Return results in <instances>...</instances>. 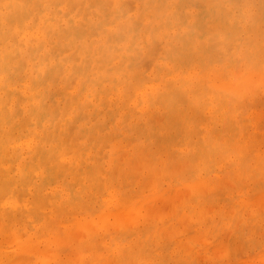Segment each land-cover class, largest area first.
Here are the masks:
<instances>
[{
  "label": "rangeland",
  "instance_id": "obj_1",
  "mask_svg": "<svg viewBox=\"0 0 264 264\" xmlns=\"http://www.w3.org/2000/svg\"><path fill=\"white\" fill-rule=\"evenodd\" d=\"M104 1L100 11L89 0H14L10 7L0 0L1 14L14 19L24 8L26 31L43 26L48 38L47 45L27 43L20 29L18 40L8 39L15 51L0 54V70L6 61L18 88L31 77L36 90L47 89L41 115L32 105L26 109L20 94L15 104L0 91L11 126L1 141L0 173L9 166L19 196L13 204L0 192V264H264V0ZM49 24L54 27L45 29ZM185 74L183 99L154 92L159 78L171 83L166 93L180 89L178 75ZM44 131L50 135L42 141ZM23 139L40 144L43 158L28 165ZM53 163L62 166L58 176L50 174Z\"/></svg>",
  "mask_w": 264,
  "mask_h": 264
},
{
  "label": "bare ground",
  "instance_id": "obj_2",
  "mask_svg": "<svg viewBox=\"0 0 264 264\" xmlns=\"http://www.w3.org/2000/svg\"><path fill=\"white\" fill-rule=\"evenodd\" d=\"M72 1V0H71ZM90 2L92 1V5H94L95 7H96V9H98V10H100V8H99V4H100V2H102V1H104V0H89ZM106 1V0H105ZM104 1V2H105ZM109 1V0H108ZM107 1V3H108V5L110 4L109 2ZM111 1V3H113V1L112 0H110ZM3 2V1H2ZM9 2V1H8ZM132 2V1H131ZM208 2H212V0H208ZM4 3V2H3ZM7 3V2H6ZM10 5H7V4H3L4 6L6 5V7H10L13 3H14V0H10ZM21 3V2H20ZM26 3V2H25ZM44 3V2H43ZM84 3V2H83ZM106 3V4H107ZM39 4V3H38ZM104 4V3H103ZM128 4H130V1H129V3ZM208 4V6H209V4H210V6H211V3H207ZM31 5V4H30ZM79 5V4H78ZM84 5V4H83ZM131 5H133V4H131ZM155 5V4H154ZM153 5V6H154ZM76 6V5H75ZM184 6V5H183ZM3 7V6H2ZM67 7V6H66ZM78 7V6H77ZM155 7V6H154ZM159 7H160V4H159ZM185 7V6H184ZM184 7H183V11H184ZM216 7V6H215ZM65 8V7H64ZM113 8V7H112ZM111 8V9H112ZM117 8V6L114 8V10ZM135 8V7H134ZM83 9V8H82ZM166 11H168L169 10V7L168 6H165V8H164ZM8 10V9H7ZM14 10L16 11V9L14 8ZM23 10H24V8H23ZM23 10H18V11H16V13H17V16L14 18V19H11L10 18V12H7V14L8 15H6V13L5 14H1V11H0V54L2 55V57H4V55H8V51H10V53H12V52H14L15 50H12V49H10V41L11 40H8L9 39V37L12 35V36H17L18 34H19V32H20V29H23V34L22 35H24L23 36V38H22V40H25L27 43L29 42V40H31V39H36L37 40V45L39 44V43H41V42H45V45H47L48 43H46L47 41H48V38L46 37V32L43 30V26H39V28H37V30L34 32V33H31V31L30 32H27L26 31V29L28 30V27H27V24L25 25L24 24V22H25V19H24V12H23V14H21V12L23 11ZM109 10H110V8H109ZM189 10H191V9H189ZM4 11V10H3ZM91 11V10H90ZM101 11V10H100ZM182 11V10H181ZM210 11V10H209ZM222 11V10H221ZM64 12V11H63ZM82 12V11H81ZM188 12V11H187ZM102 13V12H101ZM12 14V13H11ZM35 14V13H34ZM38 14V13H37ZM52 14V13H51ZM95 14V13H94ZM112 14H114V13H112ZM200 14V13H199ZM199 14L198 13H194V11H192V19H194V20H196V21H198V20H200L199 19ZM221 14V13H220ZM226 14V13H225ZM57 15V14H56ZM68 15V14H67ZM77 15V14H76ZM87 15V14H86ZM103 18H105V20H108V18H106V16H107V14L106 13H103V14H100ZM12 16V15H11ZM46 16H47V14H46ZM60 16V15H59ZM136 16H137V14H136ZM235 16V15H234ZM78 17V16H77ZM158 17V16H157ZM37 18H39V17H37ZM45 18V17H44ZM57 18V17H56ZM55 18V19H56ZM61 18V17H60ZM119 18V17H118ZM136 18V17H135ZM160 18V17H159ZM188 18H189V16H188ZM226 18V17H225ZM48 19H50L49 18V16H48ZM51 19H52V17H51ZM50 19V20H51ZM62 19V18H61ZM65 19V18H64ZM191 19V18H190ZM44 20H46V19H44ZM49 20V21H50ZM63 20V19H62ZM70 20V19H69ZM68 20V21H69ZM40 21V20H39ZM81 21V20H80ZM130 18H128V19H126V20H124V24H125V26H128L129 24H130ZM184 21V20H183ZM191 21V20H190ZM42 22H43V20H42ZM59 22V21H58ZM78 22V21H77ZM83 22V21H82ZM56 23V22H55ZM54 23V24H55ZM75 23V22H74ZM81 23V22H80ZM106 23V22H105ZM118 23V22H117ZM237 23V22H236ZM42 25H43V23H41ZM64 24V23H63ZM32 25H34V24H32ZM40 25V24H39ZM77 25V24H76ZM106 25V24H105ZM119 26V25H118ZM121 26V25H120ZM161 26V25H160ZM30 27V26H29ZM52 27H54V25L53 24H49L48 26H46L45 27V29H50V28H52ZM104 27V26H103ZM123 27V26H122ZM131 26L129 25L127 28H130ZM189 27H191L190 25H189V23H186V27L183 29V32L187 35L188 34V31H189ZM111 28V27H110ZM107 29H108V27H107ZM125 29V28H124ZM131 29V28H130ZM186 29V30H185ZM113 29H108V31L111 33V31H112ZM126 31V30H125ZM79 32V31H78ZM110 33H107L106 35H105V37H103V38H106L107 39V37H109L110 36ZM238 33V32H237ZM163 34V33H162ZM220 35V34H219ZM41 37H44V38H41ZM69 37H71V36H69ZM192 37V36H191ZM15 38H17V40H18V38L19 37H15ZM53 38V37H52ZM73 38V37H72ZM87 38V37H86ZM102 38V39H103ZM66 39H69V38H66ZM71 39V38H70ZM100 39V38H99ZM236 39V38H235ZM13 40H15V39H13ZM12 40V41H13ZM52 40V39H51ZM110 40V39H109ZM24 41V42H25ZM55 41V40H54ZM101 41V40H100ZM198 41V40H197ZM16 42V41H15ZM18 42V41H17ZM32 42V41H31ZM204 42V41H203ZM22 43H23V41H22ZM21 43V44H22ZM72 43V42H71ZM100 43V42H99ZM106 42H104V44H105ZM205 43V42H204ZM26 44V43H25ZM35 44V43H34ZM85 44V43H84ZM94 44H95V42H94ZM93 44V46H95ZM104 44H101V45H104ZM26 45H28V44H26ZM30 45V44H29ZM31 45H32V43H31ZM100 45V44H99ZM36 46V45H35ZM65 46V45H64ZM254 46V45H253ZM17 47V46H16ZM44 47V46H43ZM46 47H48V46H46ZM50 47H51V45H50ZM100 47V46H99ZM255 47V46H254ZM42 48V47H41ZM49 48V47H48ZM55 49L57 48V47H54ZM66 48V47H65ZM64 48V49H65ZM15 49V48H14ZM17 49V48H16ZM25 49V48H24ZM50 49V48H49ZM76 49V48H75ZM78 49V48H77ZM95 49V48H94ZM249 49V48H248ZM29 50V49H28ZM258 50V49H257ZM264 50V49H263ZM39 51V50H38ZM48 51V50H47ZM51 51V50H50ZM16 52H17V50H16ZM22 52V51H21ZM42 52V51H41ZM251 52H255L254 50H252ZM257 52V51H256ZM255 52V53H256ZM33 53V52H32ZM81 53V52H80ZM221 53V52H220ZM18 54V53H17ZM16 54V55H17ZM22 54V53H21ZM20 54V55H21ZM84 54V53H83ZM96 54V53H95ZM224 54H225V52H224ZM231 54H233V53H231ZM253 54V53H252ZM9 55H11V54H9ZM8 55V56H9ZM63 55V54H62ZM82 55V54H81ZM140 55V54H139ZM189 55V54H188ZM202 55H203V53H202ZM217 55V54H216ZM42 56V55H41ZM47 56V55H46ZM77 56V55H76ZM93 56V55H92ZM14 57V56H13ZM87 57V56H86ZM15 58V57H14ZM19 58H21V56H19ZM51 58V57H50ZM149 58V57H148ZM171 58V57H170ZM189 58V57H188ZM8 59V58H7ZM24 59H25V57H24ZM186 59V58H185ZM196 59V58H195ZM22 60V59H21ZM148 60V59H147ZM13 61V60H12ZM151 61H153V59H151ZM150 61V62H151ZM184 61V60H183ZM253 61H254V59H253ZM40 62V61H39ZM52 62V61H51ZM115 62V61H114ZM134 62V61H133ZM255 62V61H254ZM253 62V64H255ZM12 63V62H11ZM11 63H9V65L11 64ZM66 63V62H65ZM247 63V62H246ZM5 64H6V61H4V65H2L3 67H2V70H0V91H4L6 94H11L12 96V101H13V103H15L16 104V102H17V99H18V97H15L16 95H17V93L18 94H20V99H22L23 100V104H24V107L27 109L28 107H30V105H32L33 106V108L31 107V109H33L31 112H33L34 113V111L35 110H37V109H39V111H40V105H39V101H41L42 99H41V97H43L46 93H47V89L46 88H44V89H42V90H36L37 89V87L35 86V84H34V82H33V80L31 79V77H29V78H27V80H25V81H27L25 84H23V83H21L20 85V87L18 88L17 86H16V83H14V81L13 80H10V77L8 76V74L6 73L7 71L5 70ZM8 64V63H7ZM50 63H48V65H49ZM126 64V63H125ZM200 64V63H199ZM23 65V64H22ZM210 65V64H209ZM256 65V64H255ZM16 66V65H15ZM29 66H31V64L29 65ZM75 66V65H74ZM124 66H126V65H124ZM140 66V65H139ZM151 66V65H150ZM169 66V65H168ZM188 66V65H187ZM200 66V65H199ZM213 66V65H212ZM20 67V66H19ZM103 67V66H102ZM177 67V66H176ZM197 67V66H196ZM195 67V68H196ZM209 67V66H208ZM8 68V67H7ZM24 68V67H23ZM30 68H32V67H30ZM54 68V67H53ZM124 68V67H123ZM150 68V67H149ZM164 68V67H163ZM175 68V67H174ZM180 68V67H179ZM227 68V67H226ZM4 69V70H3ZM13 69V68H12ZM18 69V68H17ZM39 69V68H38ZM176 69V68H175ZM174 69V70H175ZM191 69V68H190ZM189 69V70H190ZM247 69V68H246ZM27 70V69H26ZM40 70V69H39ZM181 70V69H180ZM208 70L209 69H207V72H208ZM252 70V69H251ZM185 71V70H184ZM22 72V71H21ZM20 72V73H21ZM28 72V71H27ZM34 72V71H33ZM192 72H194V71H192ZM196 72H198V71H195V74H196ZM206 72V73H207ZM212 72V71H211ZM227 72V71H226ZM23 73V72H22ZM46 73V72H45ZM187 73H188V71H187ZM206 73H205V75H206ZM225 73V72H224ZM261 73V72H260ZM13 74V73H12ZM27 74V73H26ZM40 74V73H39ZM43 74V73H42ZM130 74V73H129ZM149 74V73H148ZM173 74H176V73H173ZM190 74H193L194 75V73H190ZM203 74V73H202ZM215 74V73H214ZM29 75V74H28ZM128 75V74H127ZM161 75V74H160ZM167 75V74H166ZM186 75V74H185ZM182 75V76H180L179 77V75H178V81H180L181 80V82H182V84H181V87H179L180 89L182 88V90L179 92V90L180 89H174V91L173 92H168V93H166L167 91V84H171V83H166L165 81H163L164 79H156L155 81H159V83L158 84H156V85H154L153 84V86H154V92L155 91H158L159 89H163V94L161 93L160 95H162L161 96V98H164V96H171V98L172 99H175V100H177V98L179 99H183L184 98V95H185V91L187 90V88L186 87H188L187 85H188V75ZM221 75H222V73H221ZM150 76V75H149ZM174 76V75H173ZM192 76V75H191ZM201 76V75H200ZM212 76H213V74H212ZM165 77V76H164ZM196 77H198V76H196ZM205 77V76H204ZM204 77H203V79H204ZM210 77V76H209ZM109 78V77H108ZM128 78H129V76H128ZM162 78V77H161ZM170 78V77H169ZM172 78V77H171ZM175 80H176V76H174L173 77ZM172 78V79H173ZM13 79H15V78H13ZM77 79V78H76ZM65 80V79H64ZM166 80V79H165ZM174 80V81H175ZM20 81V80H19ZM75 81V80H74ZM177 81V80H176ZM177 81V82H178ZM243 81V80H242ZM76 82V81H75ZM93 82V81H92ZM216 82V81H215ZM232 82V81H231ZM69 83V82H68ZM176 83V82H175ZM193 83V82H192ZM238 83H239V81H238ZM238 83H236V85L238 86L239 84ZM15 85L14 87L12 86V85ZM18 84V83H17ZM134 84V83H133ZM222 85H224V84H226V83H221ZM217 85L218 87L219 86H222V85ZM228 84V83H227ZM226 84V85H227ZM152 85V84H151ZM190 85V84H189ZM236 85H235V87H236ZM71 86H73V85H71ZM76 86V85H75ZM118 86V85H117ZM150 86V85H149ZM149 86H148V89H149ZM171 86V85H170ZM174 86V85H173ZM212 86H213V83H212ZM216 86V85H215ZM234 86V85H233ZM13 87V88H12ZM66 87V86H65ZM144 87V86H143ZM192 87V86H191ZM226 86H224V88H225ZM228 87H230V86H227V88ZM235 87H233L232 89H234ZM101 88V87H100ZM194 88V87H193ZM217 88V87H216ZM63 89V88H62ZM136 89V88H135ZM138 89V88H137ZM143 89H145V88H143ZM152 89V90H151ZM186 89V90H185ZM195 89H196V87H195ZM198 89V88H197ZM219 89V88H218ZM229 89V88H228ZM227 89V90H228ZM231 89V90H232ZM76 90V89H75ZM119 90V89H118ZM128 90V89H127ZM147 90V89H146ZM145 90V91H146ZM153 91V87H150V89L148 90V91ZM72 91V90H71ZM145 91H142V92H144L145 93ZM150 91V92H151ZM178 91V92H177ZM190 91V90H189ZM229 91V90H228ZM141 92V94H143ZM149 92V93H150ZM221 92H222V90H221ZM3 93V92H2ZM14 93H16V94H14ZM89 93V92H88ZM188 94H189V92H187ZM213 93V92H212ZM235 93V92H234ZM5 94V95H6ZM3 95V94H2ZM85 95V94H84ZM120 95V94H119ZM144 95V94H143ZM173 95H174V98H173ZM200 95V94H199ZM11 97H9V98H11ZM52 97V96H51ZM110 97V96H109ZM151 97L152 96H150L149 98H147V101H149V100H153V98L151 99ZM160 97V96H159ZM17 98V99H16ZM115 98V97H114ZM81 99H83V98H81ZM105 99V98H104ZM100 100V99H99ZM120 100V99H119ZM165 100V99H164ZM163 100V101H164ZM82 101V100H81ZM107 101V100H106ZM136 101H138L137 99H136ZM160 101V100H159ZM167 101V100H166ZM216 101V100H215ZM116 102V101H115ZM171 102V101H170ZM176 102V101H175ZM3 103V102H2ZM12 103V104H13ZM101 103V102H100ZM134 103H135V101H134ZM162 103V102H161ZM203 103V102H202ZM9 104V103H8ZM41 104V103H40ZM140 104V103H139ZM174 104V103H173ZM251 104V103H250ZM175 105V104H174ZM209 105V104H208ZM224 105V104H223ZM15 106V105H14ZM21 106H22V103H21ZM137 106V105H136ZM157 106V105H156ZM162 106V105H161ZM138 107V106H137ZM15 108V107H14ZM21 108V107H20ZM226 108V107H225ZM12 109V108H11ZM148 109V108H147ZM163 109V108H162ZM173 109V108H172ZM139 110V109H138ZM141 110H142V108H141ZM157 110V109H156ZM191 110V109H190ZM194 110V109H193ZM235 110V109H234ZM16 111V110H15ZM91 111V110H90ZM99 111V110H98ZM123 111V110H122ZM142 111H144V109L142 110ZM151 111V110H150ZM150 111H149V113H150ZM41 112L42 111H40V115H41ZM145 112H146V110H145ZM156 112V111H155ZM38 113V112H37ZM82 113V112H81ZM130 114H132L133 112H129ZM194 113V112H193ZM39 114V113H38ZM104 114V113H103ZM139 114H140V110H139ZM180 114H182V112L180 113ZM235 114V113H234ZM26 115V114H25ZM35 115V114H34ZM66 115V114H65ZM151 115H153V114H149V116H151ZM12 116V115H11ZM118 116V115H117ZM24 117V116H23ZM38 117H41V116H38ZM147 117V116H146ZM145 117V118H146ZM10 118V117H9ZM14 118V117H13ZM153 118H155L154 116H153ZM152 118V119H153ZM199 118H201V117H199ZM33 119V118H32ZM45 119V118H44ZM150 119V118H149ZM151 119V120H152ZM175 119V118H174ZM18 120H19V117H18ZM93 120V119H92ZM147 120V119H146ZM16 121V120H15ZM32 121V120H31ZM41 121V120H40ZM221 121V120H220ZM259 121V120H258ZM30 122V121H29ZM151 122V121H150ZM154 122V121H153ZM173 122V121H172ZM202 122V121H201ZM11 123V122H10ZM16 123V122H15ZM60 123V122H59ZM146 123H147V121H146ZM161 123V122H160ZM13 125V124H12ZM19 125V124H18ZM30 125H31V123H30ZM16 126V125H15ZM37 126H38V124H37ZM0 149H1V141L2 140H5L6 139V136L8 135V132H9V128L11 127L10 125H8V119H7V115H6V113L5 112H3V109H2V106H1V104H0ZM36 127V126H35ZM51 127V126H50ZM59 127V126H58ZM158 127V126H157ZM37 128V127H36ZM39 128V127H38ZM93 128V127H92ZM197 128V127H196ZM5 129H7L6 131H5ZM12 129V128H11ZM24 129V128H23ZM23 129H22V131H23ZM183 129V128H182ZM20 130V129H19ZM25 130V129H24ZM65 130V129H64ZM193 130V129H192ZM97 131V130H96ZM245 131V130H244ZM18 132V131H17ZM36 132H38V131H36ZM49 132V131H48ZM47 131L45 132H43L42 134H41V136H42V141H43V139H46L50 134L48 133ZM102 133V132H101ZM62 134V133H61ZM94 134V133H93ZM20 135V134H19ZM73 135V134H72ZM183 135H184V133H183ZM189 135V134H188ZM29 136V135H28ZM92 136V135H91ZM30 137V136H29ZM34 137V136H33ZM54 137V136H53ZM67 137V136H66ZM106 137V136H105ZM35 138H37V137H35ZM246 138V137H245ZM17 139V138H16ZM50 139H51V137H50ZM186 139H188V138H186ZM24 140V139H23ZM34 140H36V139H34ZM62 140V139H61ZM78 140V139H77ZM88 140V139H87ZM114 140V139H113ZM15 141V140H14ZM38 141V140H37ZM49 141V140H48ZM86 141V140H85ZM107 141V140H106ZM13 142V141H12ZM33 142V141H32ZM32 142H30V141H28L27 140V142H26V139L24 140V142L22 143V142H20V143H22V144H24V145H26V146H28V148H29V150H28V148H27V150H28V152H27V154H28V156H29V161H28V165L29 164H31V163H33L34 162V160H35V158L37 157V158H41L42 156H43V147H41L40 146V144H38L36 147H34V145L32 146ZM35 142V141H34ZM87 142V141H86ZM96 142V141H95ZM101 142V141H100ZM190 143V142H189ZM34 144V143H33ZM48 144V143H47ZM10 145V144H9ZM12 146H14L13 144H11ZM79 145V144H78ZM119 145V144H118ZM8 146V145H7ZM23 146V145H22ZM43 146H45V145H43ZM4 147V146H3ZM17 147H19V145H17ZM16 146L13 148V150L14 149H16L17 148ZM245 148H248V145L245 147ZM2 150V149H1ZM77 151V150H76ZM116 152V151H115ZM114 152V153H115ZM171 152V151H170ZM4 153H6V151L4 150ZM4 153H3V155H4ZM24 153V152H23ZM0 154H2V152L0 153ZM10 154V153H9ZM24 154H26V153H24ZM158 154V153H157ZM163 154V153H162ZM3 155H2V157H3ZM12 155H13V153H12ZM15 155H17V152H16V150H14V156ZM5 156H7V155H5ZM4 156V157H5ZM13 156V157H14ZM22 156V155H21ZM24 156V155H23ZM58 156H59V154H58ZM112 156V155H111ZM130 156V155H129ZM167 156V155H166ZM1 157V158H2ZM3 157V158H4ZM9 157V156H8ZM157 157V156H156ZM171 157V156H170ZM43 158V157H42ZM106 158V157H105ZM134 158V157H133ZM164 158V157H163ZM12 159V158H11ZM138 159V158H137ZM60 160V159H59ZM69 160V159H68ZM74 160V159H73ZM114 160H116V158H114ZM1 161V160H0ZM55 161V160H54ZM113 161V160H112ZM20 163H19V168H21L22 167V164H23V160H20L19 161ZM44 162V161H43ZM47 162V161H46ZM56 162V161H55ZM62 162H63V160H62ZM114 162V161H113ZM39 163H40V161H39ZM50 163V162H49ZM48 163V164H49ZM26 164V163H25ZM48 164H46L47 166H48ZM11 165V164H10ZM33 165V164H32ZM41 165V164H40ZM60 164L59 163H53V166H51V165H49L48 167H50L49 168V170H51V172H50V174H52V176H58L59 175V173L63 170H61V167L59 166ZM83 165V164H82ZM131 165V164H130ZM45 166V165H44ZM8 167V168H7ZM30 167V166H29ZM35 167V166H34ZM130 167V166H129ZM133 167V166H132ZM1 168H3V171L0 173V175H2V177L1 178H3L4 176L5 177H7V178H3L2 180H0V192H5V194L8 196V198L9 199H11V203H12V201H13V204H14V202H16L17 201V199H19V196L18 197H16L15 196V193H16V191H15V193L12 191V186H13V184L15 183V180L17 179V176H15V177H10V170H9V166H5V165H3ZM11 168V167H10ZM36 168V167H35ZM47 168V167H46ZM40 169V168H39ZM74 169V168H73ZM90 169V168H89ZM131 169H133V168H131ZM35 170V169H34ZM33 170V171H34ZM94 170V169H93ZM36 171V170H35ZM13 172V171H12ZM24 172V171H23ZM41 172V171H40ZM46 172L47 171H43V175H45L46 174ZM66 172V171H65ZM25 173V172H24ZM38 173V172H37ZM64 173V172H63ZM71 173V172H70ZM49 174V175H50ZM28 175V174H27ZM26 175V176H27ZM40 175V174H39ZM101 176V175H100ZM122 176V175H121ZM18 177H20V181H22V182H28V180H26L25 179V176L24 175H22V174H20V176H19V173H18ZM45 177H48V174L47 175H45L44 176V178ZM33 180V179H32ZM77 182V181H76ZM23 183V184H24ZM55 183V182H54ZM124 183V182H123ZM28 184H30L32 187H33V182H31V181H29L28 182ZM90 184H91V182H90ZM103 184V183H102ZM24 185H26V184H24ZM107 185V184H106ZM52 186V185H51ZM59 186V185H58ZM91 187V186H90ZM103 187H104V185H103ZM112 188H114L113 186H111ZM26 188V187H25ZM24 188V189H25ZM37 188V187H36ZM41 188V187H40ZM27 189V188H26ZM52 189V188H51ZM53 189H54V187H53ZM109 189V188H108ZM32 190V189H31ZM37 191V190H36ZM40 191V190H39ZM111 191V190H110ZM85 192V191H84ZM21 193V192H20ZM83 193V192H82ZM101 193V192H100ZM32 194H33V191H32ZM40 194V193H39ZM38 194V195H39ZM42 194V193H41ZM47 194V193H46ZM19 195V194H18ZM30 195V194H29ZM35 195V194H34ZM50 195V194H49ZM80 195V194H79ZM23 196H25V194H23ZM41 196V195H40ZM42 196H44V195H42ZM51 196V195H50ZM50 196L48 197V195L46 196V197H48V199L50 198ZM97 196V195H96ZM111 196V195H110ZM36 197V196H35ZM56 197V196H55ZM25 198H27L26 196H25ZM24 198V199H25ZM31 199V198H30ZM26 200V199H25ZM41 200V199H40ZM39 200V201H40ZM52 200H53V198H52ZM19 201V200H18ZM33 201V200H32ZM47 201V200H46ZM49 201V200H48ZM50 201H51V198H50ZM59 201V200H58ZM0 202H1V200H0ZM5 202H6V200H5ZM26 202V201H25ZM25 202L23 203V205L25 204ZM29 203H30V201H28ZM43 202H44V200H43ZM57 202V201H56ZM60 202V201H59ZM75 202V201H74ZM4 203V202H3ZM17 203V202H16ZM19 203H20V201H19ZM77 203V202H76ZM27 204V203H26ZM32 204H33V202H32ZM31 204V205H32ZM46 204H47V202H46ZM49 204V203H48ZM78 204V203H77ZM76 204V205H77ZM22 205V204H21ZM21 205H18L17 204V207H19V206H21ZM50 205H53V203H51ZM126 204H124V206H125ZM135 205H137V204H135ZM3 206V205H2ZM11 206H13V205H11ZM28 206V205H27ZM26 206V207H27ZM39 206H41V205H39ZM39 206H37V204H36V208L38 207V208H40ZM85 206V205H84ZM104 206V205H103ZM24 207V206H23ZM30 207V206H29ZM34 207V206H33ZM41 207H43V206H41ZM53 207H55V205L53 206ZM61 207V206H60ZM73 207V206H72ZM93 207V206H92ZM105 207V206H104ZM123 207V206H122ZM3 207H1V209H2ZM25 208V207H24ZM28 208V207H27ZM35 208V209H36ZM47 208H49V206L47 207ZM78 208V207H77ZM95 208V207H94ZM106 208V207H105ZM126 208V207H125ZM10 209H13V208H10ZM23 209V208H22ZM53 209H56V208H53ZM52 209V210H53ZM64 208H62L61 207V209H60V211L61 210H63ZM101 209V208H100ZM127 209V208H126ZM9 210V209H8ZM16 210H19V209H16ZM27 211V209H24V211ZM31 210V209H30ZM37 210V209H36ZM36 210H33L34 211V213H35V211ZM39 210V209H38ZM42 210V208H40V211ZM45 210V209H44ZM44 210H42V211H44ZM48 210V209H47ZM51 210V212H53ZM84 210V209H83ZM130 210H132V209H130ZM41 211V212H42ZM55 211H57V209L56 210H54V212ZM59 211V210H58ZM80 211V210H79ZM7 212H9V211H7ZM32 212V211H31ZM30 212V213H31ZM48 212H50V211H48ZM81 212V211H80ZM128 212V211H127ZM1 213V212H0ZM10 213V212H9ZM12 213V212H11ZM10 213V214H11ZM27 213V212H26ZM25 213V214H26ZM30 213H29V215H30ZM43 213V212H42ZM83 213V212H82ZM48 214V213H47ZM63 213H61L60 214V216L62 215ZM71 214V213H70ZM90 214V213H89ZM100 214V213H99ZM116 214V213H115ZM49 215V214H48ZM55 215V214H54ZM79 215H80V213H79ZM126 215V214H125ZM8 216V215H7ZM13 215L11 214V217H12ZM16 216V215H15ZM31 216V215H30ZM50 216V215H49ZM48 216V217H49ZM24 217V216H23ZM48 217H47V215H46V221H47V219H48ZM53 217V216H52ZM100 217H101V214H100ZM106 217V216H105ZM104 217V218H105ZM122 217H123V215H122ZM18 218V217H17ZM27 218V217H26ZM30 218V217H29ZM35 218V217H34ZM60 218H62V217H60ZM102 218V217H101ZM119 218V217H118ZM31 219V218H30ZM41 219V218H40ZM39 219V220H40ZM50 219V218H49ZM100 219V218H99ZM125 219V218H124ZM36 220V219H35ZM57 220V219H56ZM55 220V221H56ZM82 220H87V219H82ZM130 221L131 219H127V221ZM29 221V220H28ZM27 221V222H28ZM42 221V220H41ZM40 221V222H41ZM88 221V220H87ZM90 222H91V219L89 220ZM128 221V222H129ZM20 222H22V221H20ZM30 222V221H29ZM28 222V223H29ZM78 222V221H77ZM84 222V221H83ZM94 222V221H93ZM92 222V223H93ZM48 223V222H47ZM58 224H57V227L59 226V222H57ZM86 223V222H85ZM85 223H83V224H85ZM92 223H90L91 225H92ZM124 223H125V220H124ZM127 223V222H126ZM30 224V223H29ZM32 224V223H31ZM35 224H36V222H35ZM38 224V223H37ZM82 224V225H83ZM128 224V223H127ZM129 224H130V222H129ZM131 224H132V222H131ZM133 224H135V222L133 223ZM33 225V224H32ZM48 225V224H47ZM51 224H49V226H50ZM54 225V224H53ZM67 225V224H66ZM126 225V224H125ZM124 225V226H125ZM52 226V225H51ZM62 226V225H61ZM78 226V225H77ZM133 226V225H132ZM53 227V226H52ZM52 227H49L50 229H52ZM56 227V228H57ZM64 227V226H63ZM72 227V226H71ZM84 227V226H83ZM82 227V228H83ZM95 227V226H94ZM131 227V226H130ZM129 227V228H130ZM13 228H14V226H13ZM27 228H29V227H27ZM41 228H42V225H41ZM46 228V227H45ZM55 227H53V229H54ZM56 228H55V231L54 232H56ZM61 228V227H60ZM59 228V229H60ZM91 228V227H90ZM93 228V227H92ZM92 228H91V230H92ZM128 228V227H127ZM53 229H52V231H53ZM65 228H63V229H60V230H64ZM69 229V228H68ZM73 229V228H72ZM79 229H80V224H79ZM12 230V229H11ZM24 230V229H23ZM58 231V232H60L61 233V231ZM83 230V229H82ZM89 230V229H88ZM87 230V231H88ZM123 230H124V227H123ZM43 231V230H42ZM48 231V230H47ZM46 231V232H47ZM51 231V230H50ZM49 231V232H50ZM81 231V230H80ZM94 231V230H93ZM116 231H118V230H116ZM129 231V230H128ZM13 232V231H12ZM44 232V231H43ZM46 232H44L45 234H46ZM82 232V231H81ZM119 232V231H118ZM43 233V234H44ZM33 234V233H32ZM124 234V233H123ZM128 234V233H127ZM50 235V234H49ZM61 235H63V233L61 234ZM14 236H16V235H14ZM25 236V235H24ZM40 238H41V236L40 235H38ZM56 236H58V235H56ZM66 236V235H65ZM84 236H86V235H84ZM83 236V237H84ZM125 236H126V234H125ZM51 237V236H50ZM49 237V238H50ZM64 237V236H63ZM123 237V236H122ZM19 240H21V238L20 237H17ZM16 238V239H17ZM36 238V237H35ZM34 238V239H35ZM54 238V237H53ZM85 238V237H84ZM124 238H126V237H124ZM16 239H14L15 241H18V239L16 240ZM33 239V238H32ZM33 239V240H34ZM51 239V238H50ZM55 239V238H54ZM65 239V238H64ZM75 239V238H74ZM112 239V238H111ZM41 240V239H40ZM49 240V239H48ZM57 240V239H56ZM60 240V239H59ZM66 240V239H65ZM86 240V239H85ZM84 240V241H85ZM119 240V239H118ZM121 240H123L122 238H121ZM21 241H23V239L21 240ZM32 241V240H31ZM38 241V240H37ZM36 241V242H37ZM51 241V240H50ZM49 241V242H50ZM55 241V240H54ZM79 241V240H78ZM89 241V240H88ZM116 241V240H115ZM114 241V242H115ZM35 241H34V243H36ZM43 242V241H42ZM56 242V241H55ZM57 242H59V241H57ZM81 242V241H80ZM79 242V243H80ZM34 243H32V245L34 244ZM40 243V242H39ZM38 243V244H39ZM53 243V242H52ZM60 243V242H59ZM58 243V244H59ZM62 243H64V241L63 242H61L60 244H62ZM116 243V242H115ZM27 244H29V243H27ZM57 244V245H58ZM30 246H31V244H29ZM48 245V244H47ZM139 245V244H138ZM21 246V245H20ZM25 246V245H24ZM33 246H35V244L33 245ZM22 247V246H21ZM25 247H27V249H28V245H26ZM32 247V246H31ZM31 247H30V249H28V251L29 250H31ZM36 247V246H35ZM85 247V246H84ZM84 247H83V249L82 250H84ZM151 249L150 250H152L153 249V247L154 246H152L151 245ZM33 248V247H32ZM65 248V247H64ZM155 248V247H154ZM18 249V248H17ZM27 249H25L24 251L26 252L27 251ZM33 250V249H32ZM144 251H146L145 250V248L143 249ZM27 251V252H28ZM34 251V250H33ZM33 251H31L32 253H33ZM45 251V250H44ZM43 251V252H44ZM126 251V250H125ZM141 251V250H140ZM23 252V251H22ZM35 252V251H34ZM36 252H38V251H36ZM35 252V253H36ZM46 252H48V251H46ZM153 252H154V250H153ZM32 253H31V255H32ZM42 253V252H41ZM50 253V252H49ZM79 256L81 255V253L82 252H80V250H79ZM151 253H152V251L149 253V255H151ZM30 254V253H29ZM43 254V253H42ZM58 254V253H57ZM98 254V253H97ZM127 254V253H126ZM44 255V254H43ZM53 256V253H51L50 254V256ZM84 255V254H83ZM96 255V254H95ZM18 256V255H17ZM25 256V255H24ZM51 256V258L52 259H54L53 257ZM85 256V255H84ZM126 256V255H125ZM151 257V256H150ZM56 258V257H55ZM81 258H82V255H81ZM96 258H97V256H96ZM23 259V258H22ZM83 259H84V257H83ZM82 259V260H83ZM20 261V260H19ZM130 261V260H129ZM21 262V261H20ZM83 262V261H82ZM81 262V263H82ZM134 262H136V261H134ZM133 262V263H134ZM18 263V262H17ZM88 263H90L89 261H88ZM130 264L132 263V262H129ZM132 263V264H133ZM137 264H138V262H136ZM73 264V263H72ZM135 264V263H134Z\"/></svg>",
  "mask_w": 264,
  "mask_h": 264
}]
</instances>
